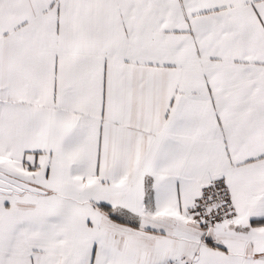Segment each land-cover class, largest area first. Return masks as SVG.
<instances>
[{"label":"snow or ice","instance_id":"6c2138e0","mask_svg":"<svg viewBox=\"0 0 264 264\" xmlns=\"http://www.w3.org/2000/svg\"><path fill=\"white\" fill-rule=\"evenodd\" d=\"M0 264H264V0H0Z\"/></svg>","mask_w":264,"mask_h":264}]
</instances>
